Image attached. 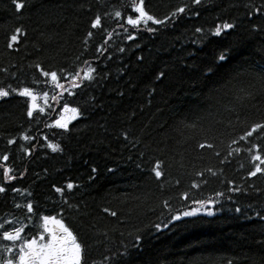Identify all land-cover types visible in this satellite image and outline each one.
<instances>
[{
    "label": "trees",
    "instance_id": "obj_1",
    "mask_svg": "<svg viewBox=\"0 0 264 264\" xmlns=\"http://www.w3.org/2000/svg\"><path fill=\"white\" fill-rule=\"evenodd\" d=\"M21 2L16 13L12 0H0V88L33 89L45 113L28 117L30 98L16 93L0 99V184L8 189L0 223L24 226L31 239L43 215L62 219L82 244L84 264H264V172L249 175L260 163L252 157H264V133L240 140L264 123V0H145L146 11L172 21L149 23L154 32L127 25L131 0ZM97 15L102 25L93 29ZM222 23L234 27L213 36ZM18 27L26 35L9 49ZM85 61L96 69L93 80L57 105L51 95L59 90L35 65L66 76ZM65 101L82 115L70 131L47 127ZM5 166L15 179L4 178ZM197 200L205 209L182 216L201 207ZM171 215L181 219L164 227ZM5 245L0 240V261L12 255Z\"/></svg>",
    "mask_w": 264,
    "mask_h": 264
},
{
    "label": "snow or ice",
    "instance_id": "obj_2",
    "mask_svg": "<svg viewBox=\"0 0 264 264\" xmlns=\"http://www.w3.org/2000/svg\"><path fill=\"white\" fill-rule=\"evenodd\" d=\"M196 4H199L201 0H194ZM14 4V12L21 13L22 10L25 8V3L21 2V0H12ZM131 14L127 16L126 23L127 25L139 29L140 25H144L148 32H154L156 29L149 26V23L152 25H162L166 23H170L171 18H166L165 20H161L154 15L150 14L146 11L145 7V0H131L130 4ZM185 8H179L177 12L173 13V16H176L178 13H184ZM122 13L120 11L115 12V17L120 18ZM102 25V18L97 15L95 19L91 22V27L96 29L101 27ZM234 27L231 23H222L216 25L214 30L211 31L213 36H220L222 32L232 29ZM128 31V29H125ZM202 28H196V32H202ZM26 33L22 28H16L14 33L10 36V42L7 44L9 49H14L18 46L22 40L21 35ZM89 36L92 35L91 32L88 34ZM129 39H133L134 37L129 34ZM123 50V49H121ZM226 57L224 54H221L219 59L222 61ZM87 67L80 68L75 73H68L66 76L59 75L56 71H47L44 70L39 64L35 65L37 69L40 70L41 75L45 78L50 77V81L45 80L44 83H51L54 89H58V92H55L51 95V100L55 101L57 105L60 104L61 100H64V94L67 93L68 96H74L76 93L73 89L81 87L84 81H92L93 80V73L96 72V69L92 67L88 61L84 62ZM161 76L164 73L160 74ZM61 80L67 82V87L65 83H61ZM39 83V81H37ZM11 93H16L20 97L30 98V103L27 107V115L30 118L34 117V112L39 111L40 113H45V108L40 107L36 103L38 97L34 93L33 89L29 87H23L20 89L12 88L11 92L9 90H5L4 88H0V99L8 97ZM43 98L45 101L46 107H51L48 104L49 100V93L45 91L43 93ZM52 111H55L53 108ZM82 115L81 109L78 106H71L69 102L65 101L62 105L61 111L59 113V117L54 119L51 124H46L47 127L61 130V131H70L69 124L79 118ZM264 133V123H256L254 124L249 131H246L244 135L240 137V140H248L256 133ZM127 138V137H126ZM25 140H29L30 137L25 135L23 137ZM9 144L15 143L14 140H9ZM236 143V141H233ZM205 145L201 144L200 147H204ZM208 147H212V145H208ZM257 149H259V145H254ZM48 148L51 149L53 152L61 151V147L58 144H48ZM235 151L239 152L240 149H236ZM219 155V153H217ZM231 155V153H229ZM4 161L9 160L8 155H4L2 157ZM254 161H259V164L255 165V170L250 171V176H256L257 173L264 172V168H261V164H264V157L259 154H256L252 157ZM13 171L11 167L5 166L3 169V176L7 181L15 179L14 176L10 175ZM93 172L96 171L95 168L92 169ZM111 171V169H110ZM156 178H161L162 172L160 171V162L157 161L155 163V167L153 169ZM211 171V170H209ZM74 187L73 183L67 184V189L72 190ZM193 187H198V185H193ZM8 189L0 184V193L6 192ZM13 191L20 192V189H12ZM233 191H239V189H232ZM56 191L59 193H63V189L60 187H56ZM31 195V193H28ZM218 196L223 195V193H217ZM185 199L189 197L187 194L184 195ZM195 203H198L201 207L199 209H193L191 211H186L182 213L184 217L195 216L197 212L205 209L206 202L202 200H197ZM214 201L209 199L207 201L208 205L213 204ZM168 202L165 201V207H168ZM17 208L22 207L21 204H16ZM26 208L28 214H35L34 204L31 201L26 202ZM105 212H108L112 216H116L117 213L115 211H111L109 209H104ZM236 211H240L239 208ZM211 211L208 212V215H211ZM181 219V215H171L169 220L164 223V227H167V224L171 221H179ZM42 224L41 228L42 231L39 233L38 239L33 237L31 239L25 238L22 236V233H25V227H15L12 230H9L5 227L4 223H0V240L11 242L13 247L19 243V252L18 255L15 257L5 258L3 261H0V264H84V250L82 244L78 241L77 236L73 233L72 230L63 222L62 219H57L55 216L50 215H43L41 217ZM9 223H12L11 221ZM154 227L157 230H160L161 224H156ZM140 242V237L137 236L132 247H136ZM13 247H9L8 245L4 246L3 251L6 253H12ZM127 253V249L125 250ZM130 255V253H128ZM121 255H124L123 253Z\"/></svg>",
    "mask_w": 264,
    "mask_h": 264
},
{
    "label": "rangeland",
    "instance_id": "obj_3",
    "mask_svg": "<svg viewBox=\"0 0 264 264\" xmlns=\"http://www.w3.org/2000/svg\"><path fill=\"white\" fill-rule=\"evenodd\" d=\"M15 253V252H14Z\"/></svg>",
    "mask_w": 264,
    "mask_h": 264
}]
</instances>
